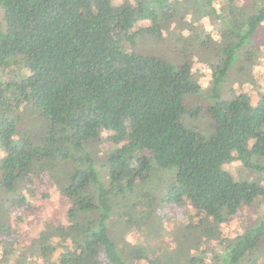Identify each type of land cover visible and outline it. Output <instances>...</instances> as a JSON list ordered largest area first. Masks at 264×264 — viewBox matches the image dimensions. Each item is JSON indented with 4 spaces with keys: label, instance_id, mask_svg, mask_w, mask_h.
<instances>
[{
    "label": "trees",
    "instance_id": "16d2710c",
    "mask_svg": "<svg viewBox=\"0 0 264 264\" xmlns=\"http://www.w3.org/2000/svg\"><path fill=\"white\" fill-rule=\"evenodd\" d=\"M215 1L0 0V264H264V94L254 105L246 93L228 102L215 93L206 115L215 132L207 138L182 122L185 97L200 91L190 63L127 49L140 36L161 40L174 24L182 31L209 17L227 23L212 82L236 61L238 75H251L264 39V0H225L223 13ZM138 21L150 25L132 32ZM117 29L126 34L114 46ZM26 113L45 123L37 144L22 129ZM106 132L103 152L94 145ZM234 162L257 182L236 181L225 169ZM163 171L175 173L163 205L196 210L202 216L193 233L218 249L149 255L112 238L114 208L120 221L124 200L137 210L145 199L139 185ZM37 182L56 185L70 201V223L50 224L54 236L42 235L26 252L7 204L27 208ZM245 208L254 209L256 224L221 238V227Z\"/></svg>",
    "mask_w": 264,
    "mask_h": 264
},
{
    "label": "rangeland",
    "instance_id": "374dc122",
    "mask_svg": "<svg viewBox=\"0 0 264 264\" xmlns=\"http://www.w3.org/2000/svg\"><path fill=\"white\" fill-rule=\"evenodd\" d=\"M116 5H120L125 0H113ZM238 5L244 3V0H236ZM225 0H216L215 6L218 12L224 10ZM227 24V23H226ZM224 21L204 18L201 21H191L190 28L182 30L167 25V32L163 39L157 40L150 36H140L136 39L133 46L127 48L131 52H141L144 55L157 56L164 60L170 61L176 66H182L190 63L192 68V76L195 83L200 87L198 94H189L185 97L184 104L187 113L182 117L183 124L189 128L198 131L203 136L209 138L215 132L213 121L207 119L206 115L209 108L216 104L213 95L218 94L217 101L228 102L241 93L248 94L252 99V104L256 105L261 95L264 94V39L257 43L260 49L258 63L252 68V74L249 76L238 75V68L242 66L241 61L236 63L229 69L228 73L219 77L212 82V73L216 70L217 48L224 42V34L227 25ZM150 25L149 21H138L134 23L132 32L138 31ZM126 32L119 29L114 30L112 34V45H116L120 39L124 37ZM209 38L208 48H205V40ZM215 66V68H211ZM196 110L202 113L196 114ZM194 114V115H193ZM22 129H27L33 134L34 143L40 141L41 134L45 129V123L38 122L31 114H25V120L22 123ZM110 133H104L102 143H96L94 146L100 148L103 152L109 149L110 143L106 142V138ZM4 153L0 151V157L3 158ZM239 162L230 163L225 169L231 173L236 181L248 180L256 181V176H247L240 174L238 167ZM156 176H150L147 184L141 183L138 187V195L144 196L140 207L131 211L129 207L131 202L129 199L124 200L128 210L124 212L121 220L117 217L116 208L110 220L108 221V230L112 238L120 245L129 243L144 248L149 255L153 252H160L170 256L172 252H187L190 248L194 249L202 247L206 252H212L217 248V242L212 241L211 244L204 243L203 238L193 233V228L200 224L201 214L197 213L192 207L187 206L175 209L171 206L163 205L161 196L165 195L166 189L173 180L175 173L172 171H163ZM242 173V172H241ZM249 175V176H248ZM149 191L145 194V191ZM144 190V191H143ZM164 193V194H163ZM144 194V195H143ZM113 202H115L113 198ZM14 218L11 220L13 226L19 232V240L22 246L27 247V251H35L39 247L38 240L45 234L47 237H53L50 224L69 225V211L71 203L63 197L57 190V186L49 184L43 186L39 182L36 183V196L29 197L28 207L23 208L7 204V209ZM22 216V220H18ZM126 217L131 218L133 226L125 227ZM5 213L0 210V223L5 220ZM258 219L254 209L245 208L239 213L237 218L231 220L228 224L223 225L220 229L219 236L227 238H235L241 233L244 224L253 226ZM211 224V221H209ZM208 222V223H209ZM162 230V233H161ZM156 231V232H154ZM164 237V238H163ZM196 244V247L191 243ZM200 246V247H198ZM124 247V246H122ZM209 254V253H208ZM152 257V256H151ZM150 257V258H151ZM147 264L146 262H141Z\"/></svg>",
    "mask_w": 264,
    "mask_h": 264
}]
</instances>
